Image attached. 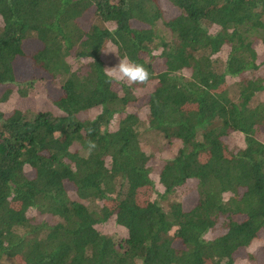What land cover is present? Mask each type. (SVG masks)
Returning <instances> with one entry per match:
<instances>
[{"label":"trees","instance_id":"16d2710c","mask_svg":"<svg viewBox=\"0 0 264 264\" xmlns=\"http://www.w3.org/2000/svg\"><path fill=\"white\" fill-rule=\"evenodd\" d=\"M169 2L173 19L160 0H0V264H237L259 239L264 76L244 75L261 67L264 0ZM32 40L36 66L62 94L54 111L7 115ZM110 48L149 78L110 77ZM142 97L147 120L130 109ZM234 132L244 145L229 151ZM174 143L157 190L151 147ZM191 181L198 199L187 210L180 190ZM146 187L156 197L141 205ZM109 223L124 230L122 244Z\"/></svg>","mask_w":264,"mask_h":264},{"label":"rangeland","instance_id":"374dc122","mask_svg":"<svg viewBox=\"0 0 264 264\" xmlns=\"http://www.w3.org/2000/svg\"><path fill=\"white\" fill-rule=\"evenodd\" d=\"M161 5L164 9L165 16L167 19H173L177 17L180 12L179 10L173 6L169 0H160ZM93 17V11L88 13L82 20V25L89 29ZM133 26L136 28L145 27L144 25L133 22ZM40 42V41H39ZM37 41H28L25 43V51L26 56L23 58H19L16 62V77L17 81L20 83L14 87V92L12 93L9 100L1 106V109L5 112H8L7 115L11 114L15 109L23 110V111H49L55 110L53 105V101H55L61 94L62 90L60 87L52 82V79L48 78L46 73L39 69L32 56L40 48V43ZM259 51L261 54V58L259 63L261 65L260 69L252 74L244 75L245 77H254V76H264V47L259 45ZM112 51V52H108ZM106 58L108 61L109 69L118 64L119 59L115 54L113 48H110L106 51ZM80 66V65H79ZM158 68L163 69L164 66L162 62H158ZM85 67L83 71H86ZM124 82L128 84H132L127 80H119V82ZM32 84V86H30ZM13 86H11L12 88ZM7 87L0 88V95ZM116 88H119V85L116 84ZM28 92L26 96H23V92ZM258 100L264 101V93L258 96ZM147 98L142 97L138 102L134 103L131 106V110L135 111L139 115L142 116L144 120H147L148 117V107L146 106ZM97 112H85L80 114V118L82 120L90 119L95 116ZM227 147L229 151L237 150L243 147L244 145V136L240 133L234 132L230 136L225 139ZM179 148V144L174 143L169 146H166L163 150H160V147H156L152 145L151 149L155 151V157L150 161L149 166L152 168V178L154 180L155 186L157 190H161V185L159 183V174L165 165L167 159L173 157L177 153V149ZM207 159V157L205 158ZM68 189L73 191L74 188L71 184H68ZM156 194L154 193L151 187L143 188L139 191L138 201L141 205L148 204L149 201L154 199ZM180 197L182 202L184 203L185 209H191L197 199V191H196V182L191 181L189 184L180 190ZM104 228L106 231L110 233H115L117 236V241L122 244V238H124V230L120 227L116 226L115 223H109ZM223 234L222 229H217L216 231L209 234V238H216ZM264 242V230L260 232L259 239L255 241L249 248L242 249L236 255L237 264H264V257L261 250V245ZM179 246V245H178ZM8 264H17L14 260H9Z\"/></svg>","mask_w":264,"mask_h":264},{"label":"clouds","instance_id":"9594fccd","mask_svg":"<svg viewBox=\"0 0 264 264\" xmlns=\"http://www.w3.org/2000/svg\"><path fill=\"white\" fill-rule=\"evenodd\" d=\"M108 75L118 80L139 83L146 81L149 78L150 73L143 64L127 59H120L117 65L109 69Z\"/></svg>","mask_w":264,"mask_h":264}]
</instances>
